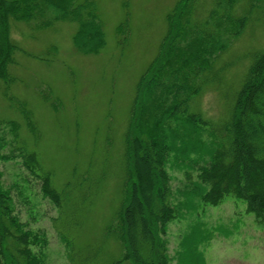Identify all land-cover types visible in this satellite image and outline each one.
Here are the masks:
<instances>
[{"label":"rangeland","instance_id":"rangeland-1","mask_svg":"<svg viewBox=\"0 0 264 264\" xmlns=\"http://www.w3.org/2000/svg\"><path fill=\"white\" fill-rule=\"evenodd\" d=\"M92 1L105 40L97 53L77 51L74 21L37 27L10 19L15 49L9 78L0 79V121L14 122L17 129L0 125L6 142L0 153H35L38 168L31 172L19 156L0 160V185L20 221L45 234V264H110L122 257L123 246L107 227L115 224L123 198L124 132L136 82L157 53L177 0ZM226 1L219 15L249 9L250 0H234L229 11ZM214 5L215 0H195L193 18L202 20ZM249 13L211 70L200 74L201 89L189 102V111L207 121L199 162L209 158L205 151L215 147L217 128L228 120L248 67L264 50V10ZM172 157L167 171L176 211L164 235L171 264H264V224L232 195L212 205L188 193L184 172L194 178L196 170ZM44 174L59 204L43 195Z\"/></svg>","mask_w":264,"mask_h":264},{"label":"trees","instance_id":"trees-1","mask_svg":"<svg viewBox=\"0 0 264 264\" xmlns=\"http://www.w3.org/2000/svg\"><path fill=\"white\" fill-rule=\"evenodd\" d=\"M233 1H226L225 10H230ZM194 2L176 1L166 16L167 27L157 53L135 85L124 132L123 198L115 224L107 227L124 252L110 264H171L164 235L176 211L169 198L167 171L172 156L196 170L194 178L184 172L188 193L212 205L232 195L243 200L246 211L264 224V50L248 67L228 120L217 128L218 141L205 151L209 158L202 162L198 161L204 154L201 133L207 121L189 111L191 97L201 89L200 74L211 70L215 56L228 47L230 37L241 32L249 11L255 7L264 10V0H250L248 11L239 16L219 15L224 0H215L199 21L193 18ZM10 19L34 21L37 27L48 26L55 19L74 21L77 28L72 41L82 54L97 53L105 43L92 0H0V79L9 78L7 64L13 61ZM118 28L125 29L122 24ZM27 118L30 121L28 113ZM5 123L16 131L14 122L0 121V125ZM28 125L35 131L30 122ZM5 143L0 135V150ZM191 153L198 157L191 158ZM14 156L0 153V160ZM17 156L23 166L36 171L35 153L20 149ZM40 179L43 195L59 204L49 175ZM10 199L0 185V264H45V234L21 222Z\"/></svg>","mask_w":264,"mask_h":264}]
</instances>
